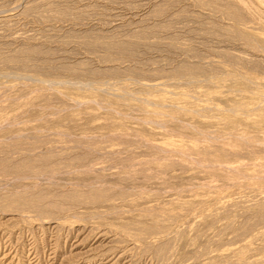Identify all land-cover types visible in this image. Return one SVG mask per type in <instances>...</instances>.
Wrapping results in <instances>:
<instances>
[{"label":"rangeland","instance_id":"1","mask_svg":"<svg viewBox=\"0 0 264 264\" xmlns=\"http://www.w3.org/2000/svg\"><path fill=\"white\" fill-rule=\"evenodd\" d=\"M0 264H264V0H0Z\"/></svg>","mask_w":264,"mask_h":264}]
</instances>
